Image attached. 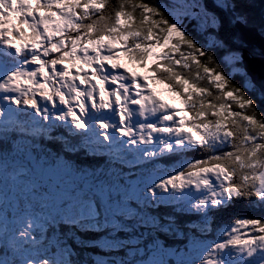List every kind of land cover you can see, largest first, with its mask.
Returning a JSON list of instances; mask_svg holds the SVG:
<instances>
[{"label":"snow or ice","instance_id":"obj_1","mask_svg":"<svg viewBox=\"0 0 264 264\" xmlns=\"http://www.w3.org/2000/svg\"><path fill=\"white\" fill-rule=\"evenodd\" d=\"M188 25L219 18L204 0H0V264H264V113Z\"/></svg>","mask_w":264,"mask_h":264},{"label":"trees","instance_id":"obj_2","mask_svg":"<svg viewBox=\"0 0 264 264\" xmlns=\"http://www.w3.org/2000/svg\"><path fill=\"white\" fill-rule=\"evenodd\" d=\"M206 4L211 5L212 11L215 14H219L220 11H222L220 8L214 6L215 4L213 3V0H204ZM229 5L230 8L229 10L227 9V14L229 15L228 18L230 21L236 20V21H241L242 23L250 26H255L257 27L259 33L264 36V0H229ZM214 4V5H213ZM233 14V15H231ZM217 36L221 40V35L220 33L216 32ZM187 35H190L192 38V41L201 49H203L206 53L204 57H201L200 59L206 60L207 59V53H211L213 59H214V64H210L209 67L211 69H214L213 75L217 77L218 82L220 81L221 77L225 80V89L228 90L233 97L239 96L240 98L245 100V105L244 107H247L249 109L255 108L258 112L264 113V97L261 96L259 92H256L255 90H251V88L243 85V77L239 76H231L230 69L228 66L225 64V58L226 54L228 52H223L219 51L217 49H214L211 47L208 42L204 41L202 37L194 32L193 30H187ZM223 39V38H222ZM236 42V52L240 53L242 51L243 45L239 43L235 37L234 39ZM224 41V40H223ZM225 44V41H224ZM226 48V46H224ZM227 49V48H226ZM247 50H250L252 52V48H245ZM228 50V49H227ZM233 53V52H232ZM122 61L124 62L125 65H128L132 68H138L139 70H144L145 68H141L139 64L129 61L126 57L122 56ZM155 63V62H154ZM147 70V69H145ZM147 78L149 79L148 81L151 84H154L158 86L160 91H163L165 93V99L170 101L172 107L177 108V100L181 101L179 97L175 96L172 94L166 85L158 83L156 80H153L151 77V73L148 71H145ZM168 93V94H167ZM180 105V104H179ZM182 105V102H181ZM183 107V105H182ZM195 153H189L188 157L192 158L194 157ZM174 163V162H173ZM168 167H171L172 164L166 165ZM242 205H237L236 209H230V210H225L220 214L221 219L224 222L230 221V219L237 214V210L240 209ZM243 214V213H241Z\"/></svg>","mask_w":264,"mask_h":264},{"label":"rangeland","instance_id":"obj_3","mask_svg":"<svg viewBox=\"0 0 264 264\" xmlns=\"http://www.w3.org/2000/svg\"><path fill=\"white\" fill-rule=\"evenodd\" d=\"M213 3L215 4V5L213 4L214 6L220 8L222 10V11L219 12L218 15L216 14L218 16V18H219V27H218V29H215V30L214 29H210L207 33L200 34V33H198V32L193 30L192 25H188V29L187 30H193L194 32L198 33L202 37V39L204 41L208 42L209 45H210L209 37H213L216 42L212 43L210 46L213 47L214 49L219 50V51H223V52L227 51L228 52V54H226L225 64L230 69L231 76L243 77V80H244L243 81V85L246 86V84H247L248 88H251V90L253 89L256 92H259L256 89V87H254L252 85V83L250 82L249 78L243 72L242 67H241V59L242 58L240 56V53L236 52V48H235L236 47V42L233 39H234V37L236 39V35H237L238 31H237V28L235 27V25L237 24V22H241V21H239V20L238 21H236V20L230 21V19L228 18L229 15L227 14L228 13L227 10H224L220 6H218V4L214 2V0H213ZM205 5H206L207 9L210 12H213L212 8H211V5L206 4V3H205ZM229 8H230V5L228 7V10H229ZM231 15H233V14H231ZM244 25H246V24H244ZM246 26H250V25H246ZM216 32L220 33L221 40L219 38H217V35H216L217 33ZM223 40L225 41V44H224ZM224 46H226V48L228 50ZM243 49H245V48H243ZM249 49H251V48H249ZM257 50H258L257 48L252 47V52L250 50H248V51L251 54V56L252 55L261 56V54H259ZM157 51H160V50L158 49ZM237 54L239 55L240 59L236 58ZM154 62L155 61L150 60L149 61V65L153 64ZM145 69H147V68H145ZM145 69L142 70V71H147ZM144 74L146 75V73H144ZM158 91H160L159 88H158ZM160 92H162V91H160ZM159 95L162 96V97H165L164 96L165 93H163V92L159 93ZM261 96L264 97L262 94H261ZM177 106H178L177 108H181L182 107L181 101L177 100Z\"/></svg>","mask_w":264,"mask_h":264},{"label":"water","instance_id":"obj_4","mask_svg":"<svg viewBox=\"0 0 264 264\" xmlns=\"http://www.w3.org/2000/svg\"><path fill=\"white\" fill-rule=\"evenodd\" d=\"M236 40L244 48L255 47L261 56H254L247 49L240 52L241 67L245 75L256 89L264 96V36H262L256 27L246 26L242 22H237ZM217 38H219L217 36Z\"/></svg>","mask_w":264,"mask_h":264},{"label":"bare ground","instance_id":"obj_5","mask_svg":"<svg viewBox=\"0 0 264 264\" xmlns=\"http://www.w3.org/2000/svg\"><path fill=\"white\" fill-rule=\"evenodd\" d=\"M249 48H252V47H249Z\"/></svg>","mask_w":264,"mask_h":264},{"label":"flooded vegetation","instance_id":"obj_6","mask_svg":"<svg viewBox=\"0 0 264 264\" xmlns=\"http://www.w3.org/2000/svg\"><path fill=\"white\" fill-rule=\"evenodd\" d=\"M242 50H243V48H242Z\"/></svg>","mask_w":264,"mask_h":264}]
</instances>
